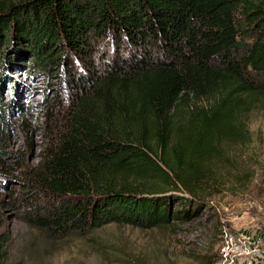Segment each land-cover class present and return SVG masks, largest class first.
Wrapping results in <instances>:
<instances>
[{
    "label": "trees",
    "instance_id": "1",
    "mask_svg": "<svg viewBox=\"0 0 264 264\" xmlns=\"http://www.w3.org/2000/svg\"><path fill=\"white\" fill-rule=\"evenodd\" d=\"M22 71L56 77L68 104L32 175L52 200L29 222L163 227L201 209L220 146L243 144L264 108V0H0V127L15 109L3 88ZM149 174L173 190L129 181Z\"/></svg>",
    "mask_w": 264,
    "mask_h": 264
},
{
    "label": "rangeland",
    "instance_id": "2",
    "mask_svg": "<svg viewBox=\"0 0 264 264\" xmlns=\"http://www.w3.org/2000/svg\"><path fill=\"white\" fill-rule=\"evenodd\" d=\"M26 74L18 73L2 91L4 102L15 107L8 128L0 127V150L5 153L0 169V247L6 264H229L220 256L224 230L264 234L263 107L246 117L249 135L243 144L220 146L212 175L194 198L201 209L191 218L150 229L109 223L83 233L34 226L27 216L37 210L35 204L47 206L52 199L36 189L33 171L63 129L68 104L62 102L56 77ZM164 180L154 174L129 179L154 190H173ZM173 195L193 198L183 190Z\"/></svg>",
    "mask_w": 264,
    "mask_h": 264
},
{
    "label": "built area",
    "instance_id": "3",
    "mask_svg": "<svg viewBox=\"0 0 264 264\" xmlns=\"http://www.w3.org/2000/svg\"><path fill=\"white\" fill-rule=\"evenodd\" d=\"M220 248L221 260L229 264H264V234H233L224 230Z\"/></svg>",
    "mask_w": 264,
    "mask_h": 264
}]
</instances>
